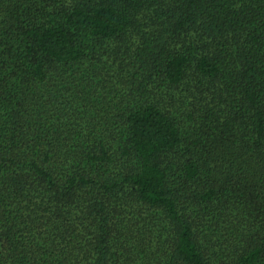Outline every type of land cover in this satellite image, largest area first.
<instances>
[{"label": "trees", "instance_id": "1", "mask_svg": "<svg viewBox=\"0 0 264 264\" xmlns=\"http://www.w3.org/2000/svg\"><path fill=\"white\" fill-rule=\"evenodd\" d=\"M0 264H264V0H0Z\"/></svg>", "mask_w": 264, "mask_h": 264}]
</instances>
